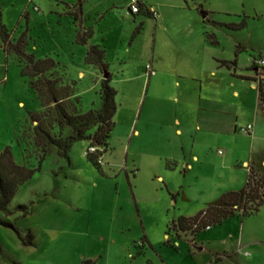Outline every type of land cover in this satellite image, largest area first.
<instances>
[{"label":"rangeland","instance_id":"rangeland-1","mask_svg":"<svg viewBox=\"0 0 264 264\" xmlns=\"http://www.w3.org/2000/svg\"><path fill=\"white\" fill-rule=\"evenodd\" d=\"M144 1L158 17L155 20L144 16L146 24L133 39L141 18L135 22L129 11L130 0H83V16L78 19L74 6L79 5V0H0V28L7 29L10 41L15 44L25 35L27 55L52 58L57 63L44 75L34 76L30 60L6 45L0 30V154L10 146L18 164L38 166L44 147L36 143L37 122L31 119L35 113L53 137L65 139L72 135L71 128L59 122L47 90L49 80H56L62 104L69 113L102 107L104 70L86 57L92 43L106 48L105 62L119 91L109 147H100V170L85 153L95 144L96 126L85 133L88 139L74 142L69 158L60 156L54 145L45 148L42 170L18 189L10 204L12 209L28 206L27 214L20 210L10 216L0 212V264H84L86 260H97L98 264H151L149 259L160 264L146 237L157 247L166 246L168 231L174 243L183 234L185 240L194 239L193 234L175 226L169 229L180 216L195 215L207 206V195L199 182L196 190L186 191L190 199L183 200L184 190L180 187L187 179L171 160L176 146L175 129L160 130L149 123L142 129L141 121L140 134L134 136L133 130L148 90L146 110H156L164 101L172 104L167 100L169 93L157 91L166 82L161 78L166 61L160 53L166 44L173 46L175 33L197 21L207 28L246 21L247 25L236 32L220 29L224 34L232 33L247 47L242 53V68L248 69L253 57L264 55V0ZM203 11L209 18L205 23ZM82 20L84 30H94L89 45L78 41ZM85 37L88 40L89 36ZM222 40L228 55L231 40L223 35ZM169 54L174 55L172 51ZM151 61L159 76L153 77L149 87L146 66ZM81 71L85 77L79 75ZM263 73L264 70L258 72L259 78H264ZM151 96L154 98L149 99ZM254 96L257 100L256 93L251 94ZM243 143L246 142H238L240 148ZM221 150H225L223 146ZM255 154L261 159L264 147ZM160 175L165 177V183L159 180ZM170 192L179 193L177 202ZM226 221L205 237L223 238L212 241V247L238 250V237L242 236L243 251L250 256L239 254L240 262L252 264L255 254L264 252V243H255L264 237V208L245 225L239 215ZM24 240L32 244L26 245ZM180 242L184 248L186 242ZM143 243L146 247L139 253ZM172 251L167 256L176 258V264L201 262V256L191 263L186 251Z\"/></svg>","mask_w":264,"mask_h":264},{"label":"crops","instance_id":"crops-1","mask_svg":"<svg viewBox=\"0 0 264 264\" xmlns=\"http://www.w3.org/2000/svg\"><path fill=\"white\" fill-rule=\"evenodd\" d=\"M142 3L156 14L153 17L145 14V11L137 14L131 13L135 16V22L141 18L138 26L140 30L146 24V17L144 16H151L155 20L158 17L152 6H149L144 0H142ZM74 8L76 12H79L78 4ZM204 15L205 23L209 18H207L208 13H204ZM80 16L82 17L83 14H79L78 18ZM209 23L213 24V21ZM213 25L214 28H207L197 21L194 25H188L175 33L176 40L171 48L167 44L163 47V51L160 54L162 55L161 59L163 58L166 64L161 67L162 77H160L165 79L166 82L162 83L161 91H157V93L163 91L166 94L169 93L168 97L170 99H166L172 104L169 106L168 102L164 101L156 110H146L145 105L149 97L148 90L142 111L138 116L137 125L133 130L134 136L140 134L138 125L141 121L143 123L142 129L145 126L148 127V123L155 125L160 130L175 129L176 146L173 155L171 154V160L174 163V168L179 169L183 173L184 178L187 179V182H184L180 187L184 190L183 200L190 199L186 191L196 190V183L199 182L202 185L201 189H204L207 195L204 200L207 206L227 192L239 191L244 188L251 169L264 177V155L261 159L255 157V153L264 147V112L260 106L258 83L260 79L258 72L262 71L263 68L253 67V61L257 59L253 57L251 66L248 69H243V51L238 57L236 53L239 45L244 46L245 49L247 47L235 35L227 32L224 34L220 28H226L231 32H236L237 30L216 24ZM80 26L82 32H92V36L88 38V44H84L89 45L91 43L90 38L94 37V30L92 28H85L84 30L83 20L80 22ZM136 30L133 39L140 32L139 30L136 33ZM222 35L231 40L228 55L225 54L226 45L222 40ZM91 45H96L104 50L106 57L107 50L104 46L96 43ZM170 51L174 54L172 57L169 54ZM235 59H237L236 69H229L221 64L223 60L233 61ZM108 72L110 73L109 77H111L110 85L117 91L116 102L119 108V91L114 84V74L110 71ZM79 75L85 77V73L82 71ZM147 76L149 77L148 74ZM158 76L157 72L155 76L149 77V87L153 77ZM255 93L257 100L255 96L251 97V94ZM151 98L154 97L151 96L149 99ZM151 115L152 117L150 118ZM249 124L253 125V131L249 134L242 133L240 128ZM240 141L246 142L243 143L245 148L239 147L238 142ZM221 146L225 150H221ZM215 149L218 151L217 154ZM136 172L137 170L135 174ZM159 180H163V183L166 182L163 175L159 176ZM167 185L170 188L168 183ZM170 194L173 201L177 202L179 193L170 192ZM172 194L175 195L174 198ZM134 197H136L135 194ZM135 202L137 207H139L136 198ZM263 208L264 205L261 206L259 212L255 215L242 218L244 221L243 225L249 220L258 217ZM228 219L198 235H194V239L185 240L183 237L186 235L184 234L178 237L180 241L186 242V244L184 243L186 250L183 248L182 242L177 241L174 243L172 237L170 239L171 243L177 249L166 244L168 247H157L148 237H146L147 244L156 252L160 264H176L173 262L176 258L173 259L167 256H171L167 252H171L173 249L175 253L177 252L176 254H183L186 251L187 258H189L191 263L201 256V262L195 264H243L240 262L239 254L247 257L250 256V253L243 251L242 236L238 237V240L240 239L238 250H227V247L220 250L212 247V241H221L223 238L214 237L215 235L205 237L207 233L214 232L217 227H222ZM255 243H264V237L257 238ZM145 247L146 245L143 243L139 253H143L142 248L145 249ZM255 255L252 264H259L264 261V252L259 251ZM148 261L151 264H155L151 259ZM93 264H98V261H93Z\"/></svg>","mask_w":264,"mask_h":264},{"label":"trees","instance_id":"trees-1","mask_svg":"<svg viewBox=\"0 0 264 264\" xmlns=\"http://www.w3.org/2000/svg\"><path fill=\"white\" fill-rule=\"evenodd\" d=\"M83 0H79V12H76V19L79 14H83L82 9ZM145 14L155 17L154 12L151 11L144 3L142 4V11ZM140 12V13H141ZM79 13V14H78ZM221 25L233 29L240 30L244 28L247 23L243 21L241 23H221ZM2 33V39L5 44L13 48L19 55L27 57L33 68L34 76H42L56 67L57 63L52 58L37 59L34 55H27L25 53L26 40L23 35L19 41L13 44L10 41V35L4 26L0 28ZM140 27L137 28L136 33L139 32ZM92 32H79L78 41L82 44H88V40L85 36L91 37ZM245 47L238 46L236 56L238 57ZM87 58L92 61L93 64L98 65L104 71H108V64L105 62V51L100 49L96 45H91L90 50L87 53ZM221 64L227 66L229 69H236L237 59L233 61L223 60ZM255 65V63H254ZM257 66V65H256ZM264 70V67H262ZM264 77V73L262 74ZM264 78H260L259 92H260V106L264 112ZM111 77L104 78L101 87V99L102 107L99 110H89L84 113L71 114L67 111L62 104L61 97L58 93L56 80L47 81V90L52 95V101L55 104V108L58 112L60 124L66 125L71 128L72 135L68 138H55L53 137L42 125L37 117V113L31 115L33 122H37L34 126L36 143L44 147V155L39 159L38 166L29 167L26 164H18L14 158L12 149L10 146L6 147L0 154V212L10 216L15 214L16 211H25V214L29 212V208L26 205H19L16 209H12L10 204L15 197L18 189L26 182L30 181L36 172L42 170L43 163L45 161V148L48 145H54L58 147L59 155L65 158H69L68 151L76 141L88 139L86 132L97 126L94 140L95 146L108 147V140L111 137V133L114 130L115 122L114 117L117 113L116 96L117 91L110 85ZM49 84V85H48ZM41 93L40 89H37ZM68 96V95H67ZM105 148V150H106ZM104 150V151H105ZM103 154V151H99L97 155H88V159L99 168L101 164L98 159ZM173 198L175 195H173ZM264 205V177L258 175L252 169L249 171L248 180L244 188L239 191H230L223 194L217 200L208 204V206L201 210L194 216H181L178 220L173 221L169 226L177 227L182 232L198 235L201 232L207 230V227L219 225L223 220L235 217L237 215L242 218L250 217L259 212L261 206ZM30 234V232H29ZM169 235V231L167 232ZM31 235V234H30ZM26 245H31L32 241H23ZM166 245L172 246L177 249L171 243L168 238L165 242ZM84 264H93L92 260L84 261Z\"/></svg>","mask_w":264,"mask_h":264},{"label":"built area","instance_id":"built-area-1","mask_svg":"<svg viewBox=\"0 0 264 264\" xmlns=\"http://www.w3.org/2000/svg\"><path fill=\"white\" fill-rule=\"evenodd\" d=\"M142 0H130L129 3V11L131 13L137 14L142 11ZM37 9V8H36ZM156 13L154 12V15ZM255 65L258 67H264V56H259V58L254 60ZM146 72L149 75V77L155 76L157 74V71L154 69L152 62L148 63L146 66ZM240 131L242 133L249 134L253 131V125L249 124L245 127H241ZM100 151L99 146L91 145L87 150H86V155H97L98 152ZM102 158L99 157L98 161L101 164ZM211 227H207V229H210Z\"/></svg>","mask_w":264,"mask_h":264},{"label":"water","instance_id":"water-1","mask_svg":"<svg viewBox=\"0 0 264 264\" xmlns=\"http://www.w3.org/2000/svg\"><path fill=\"white\" fill-rule=\"evenodd\" d=\"M109 76H110V73L108 71H105L104 77L109 78Z\"/></svg>","mask_w":264,"mask_h":264}]
</instances>
